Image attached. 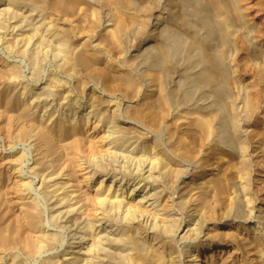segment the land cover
Segmentation results:
<instances>
[{"label": "rangeland", "instance_id": "obj_1", "mask_svg": "<svg viewBox=\"0 0 264 264\" xmlns=\"http://www.w3.org/2000/svg\"><path fill=\"white\" fill-rule=\"evenodd\" d=\"M29 1L0 0V156L8 158L0 164V236L9 238L0 237V264H139L138 239L146 253L168 248L169 259L145 264H218L229 255V264H264V0ZM71 123L84 130L85 183L67 168L59 173L69 152L60 132ZM126 139L132 145L118 151L110 144ZM53 184L65 187L50 197ZM107 186L130 208L101 205ZM21 200L52 234L49 244L29 250L11 239V224L24 225ZM211 240L221 251L203 253Z\"/></svg>", "mask_w": 264, "mask_h": 264}, {"label": "bare ground", "instance_id": "obj_2", "mask_svg": "<svg viewBox=\"0 0 264 264\" xmlns=\"http://www.w3.org/2000/svg\"><path fill=\"white\" fill-rule=\"evenodd\" d=\"M40 1V0H39ZM65 1V0H64ZM68 1V0H67ZM73 1V0H72ZM122 1V0H121ZM28 2H30L29 0H28ZM34 2H36V1H34ZM44 2V1H43ZM42 2V3H43ZM112 2V1H111ZM113 2H114V0H113ZM125 2V1H124ZM41 3V2H40ZM70 3H72V2H70ZM118 3V2H117ZM123 3V2H122ZM126 3V2H125ZM237 4V3H236ZM114 5H115V3H114ZM41 6V5H40ZM113 6V5H112ZM14 7V6H13ZM12 7V8H13ZM16 7V6H15ZM21 8V7H20ZM28 9V8H27ZM38 9V8H37ZM28 11V10H27ZM26 11V12H27ZM18 12V11H17ZM30 12H32V11H30ZM17 16V15H16ZM118 17V16H117ZM120 17V16H119ZM118 17V18H119ZM117 18V19H118ZM238 18V17H237ZM23 19V18H22ZM22 19L20 20V21H22ZM121 19V18H120ZM33 20V19H32ZM119 20V19H118ZM117 20V21H118ZM229 20V19H228ZM9 21V20H8ZM41 21V20H40ZM39 21V22H40ZM120 21V20H119ZM118 21V22H119ZM19 22V21H18ZM116 22V21H115ZM117 22V24H118V27H120L121 25L120 24H122V23H118ZM226 22V21H225ZM16 23V22H15ZM21 23V22H20ZM37 23H38V21H37ZM44 23V22H43ZM46 23V22H45ZM54 23V22H53ZM52 23V24H53ZM124 23V22H123ZM227 23V22H226ZM241 23V22H240ZM32 24V23H31ZM117 24H115V27H116V25ZM243 24V23H242ZM30 25V24H29ZM125 25V24H124ZM45 27H47V24L46 25H44ZM123 26V25H122ZM36 27H38L37 25H36ZM44 27V28H45ZM14 28V27H13ZM21 28V27H20ZM26 28V27H25ZM34 28H35V23H34ZM48 28H49V26H48ZM37 29V28H36ZM41 29V28H40ZM121 29H123V28H121ZM33 30V29H32ZM31 30V31H32ZM48 30V29H47ZM34 31V30H33ZM32 31V32H33ZM42 31V30H41ZM39 32V31H38ZM43 32H46L45 30L43 31ZM51 32V31H50ZM119 32V31H118ZM15 33V32H14ZM25 33V32H24ZM40 33V32H39ZM49 33V32H48ZM53 34V33H52ZM55 34V33H54ZM53 34V35H54ZM225 34V33H224ZM230 34V33H229ZM15 35V34H14ZM22 35V34H21ZM40 35V34H39ZM47 35V34H46ZM27 36V35H26ZM41 36H43V35H41ZM59 36V35H58ZM241 36V35H240ZM20 37V36H19ZM44 37V36H43ZM46 37V36H45ZM51 37H52V35H51ZM54 37V36H53ZM61 37V36H60ZM251 37V36H250ZM48 38V37H47ZM46 38V40L48 41V39ZM50 38V37H49ZM244 38V37H243ZM22 39H23V36H22ZM41 39V38H40ZM227 39V38H226ZM24 40V39H23ZM26 40H28V39H26ZM38 40V39H37ZM21 41V40H20ZM25 41V40H24ZM63 41V39H62V37L59 39V41H57V42H59V43H62V45H63V43L64 42H62ZM243 41V40H242ZM27 42V41H26ZM25 42V43H26ZM38 42H39V40H38ZM241 42V41H240ZM24 43V44H25ZM64 44H66V43H64ZM26 45V44H25ZM55 45V44H54ZM244 45H246V42H245V44ZM223 46V45H222ZM247 46V45H246ZM9 47V46H8ZM23 47V46H22ZM26 47V46H25ZM38 48H39V46H38ZM247 48V47H246ZM23 49V48H22ZM247 49H249V48H247ZM24 50V49H23ZM58 50V49H57ZM224 50V49H223ZM248 51V50H247ZM39 53V52H38ZM63 53V52H62ZM264 54V53H263ZM32 55V54H31ZM223 55H225V54H223ZM33 57V56H32ZM31 57V58H32ZM34 58V57H33ZM40 60V59H39ZM71 60V59H70ZM221 60V59H220ZM222 61V60H221ZM227 61V60H226ZM261 61V60H260ZM33 62V61H32ZM263 62V61H262ZM261 62V63H262ZM35 63V62H34ZM225 64V63H224ZM68 65V64H67ZM226 65V64H225ZM223 67V66H222ZM16 71V70H15ZM227 72V71H226ZM230 72V71H229ZM228 72V73H229ZM154 76V75H153ZM157 76H159V75H157ZM228 76V75H227ZM155 77V76H154ZM153 77V79H154V81L155 82H158L159 81V79L157 78V77H155L154 78ZM160 77V76H159ZM229 78V77H228ZM55 79V78H54ZM227 79V78H226ZM59 81V80H58ZM228 81V80H227ZM60 82V81H59ZM226 82V81H225ZM231 82V81H230ZM160 83H161V81H160ZM154 84V83H153ZM159 84V83H158ZM47 85V84H46ZM22 86H23V84H22ZM49 86V85H48ZM57 86V85H56ZM227 86V85H226ZM42 88H44V87H42ZM58 88V87H57ZM1 89H2V87H1ZM44 91V90H43ZM42 91V92H43ZM227 92V91H226ZM2 93H5V92H2ZM26 93V92H25ZM38 93V92H37ZM36 93V94H37ZM19 94V93H18ZM47 94V93H46ZM175 94V93H174ZM2 95V94H1ZM0 95V97H2ZM39 95V94H38ZM37 95V96H38ZM42 95V98H44L43 96H44V94H41ZM4 96V95H3ZM35 97H37L36 95H34ZM48 96V95H47ZM46 96V97H47ZM5 98V99H4ZM4 98H2V99H4V100H8V102L10 101V99H7L8 98V96H7V98H6V96L4 97ZM32 98V97H31ZM34 98V97H33ZM37 98H39V97H37ZM37 98H36V100H37ZM40 98H41V96H40ZM39 98V99H40ZM61 98V97H60ZM163 99H165V98H163ZM47 100V99H46ZM253 101V100H252ZM39 102V101H38ZM7 103V102H6ZM42 103H43V101H42ZM102 103V102H101ZM5 104V103H4ZM59 104V103H58ZM8 105V104H7ZM16 105V104H15ZM35 105H36V103H35ZM57 105V104H56ZM5 106L6 105H4V108H5ZM163 106V105H162ZM15 107V106H14ZM46 107V106H45ZM44 108V107H43ZM54 108V107H53ZM2 110H3V108H2ZM6 110V109H5ZM20 110V109H19ZM42 110V109H41ZM151 110V109H150ZM49 111V110H48ZM54 111V110H53ZM17 112H18V110H17ZM138 112V111H137ZM151 112V111H150ZM19 113V112H18ZM23 113H26V112H23ZM66 113V112H65ZM8 114V113H7ZM20 114V113H19ZM39 114V113H38ZM133 114V113H132ZM18 117L20 116V115H18V114H16ZM52 115V114H51ZM26 116V115H25ZM24 116V117H25ZM99 116V115H98ZM6 117V116H5ZM22 117V116H21ZM100 117V116H99ZM206 117V116H205ZM208 117V116H207ZM206 117V118H207ZM13 118V117H12ZM68 118V117H67ZM211 118H213V117H211ZM22 119V118H21ZM48 119V118H47ZM62 119H63V117H62ZM72 119V118H71ZM71 119H69L70 121H71ZM80 119V118H79ZM203 119V118H202ZM205 119V118H204ZM236 119V118H235ZM238 119V118H237ZM39 120V119H38ZM81 120V119H80ZM39 122V121H38ZM102 122V121H101ZM207 122V121H206ZM30 123V122H29ZM99 123V122H98ZM98 123L96 124V125H98ZM208 123V122H207ZM73 123H71V125H72ZM92 124V123H91ZM65 125V124H64ZM93 125V124H92ZM109 125V124H108ZM210 125V124H209ZM57 126V125H56ZM68 126H70V125H68ZM83 126V125H82ZM38 127V126H37ZM60 127V126H59ZM94 127H97V126H93L92 127V129L94 130V129H96V128H94ZM107 127V126H106ZM106 127H105V129H106ZM210 127V126H209ZM83 128V127H82ZM98 128V127H97ZM100 128V127H99ZM7 129H8V127H7ZM36 129V128H35ZM46 129V128H45ZM56 128H55V126H54V129L53 130H55ZM60 129H61V127H60ZM81 128H79L78 126H76V125H72L71 127H69V128H67V129H65V130H63L62 132H60V136L61 137H63V140H64V142H66L64 145L66 146V148L68 149V154L66 155L64 152V154H65V158L66 159H64L63 157H61V160H64V161H62V162H65L64 164H60V167H59V173L60 174H64V173H68V172H64V173H62V171H64V169L65 168H67L68 170H69V173L70 174H72L77 180L79 179L81 182L80 183H85L86 181L88 182V180H89V175H88V172L86 171V167H84L81 163H80V160H81V158H80V154H81V149H82V147H81V144H82V142L80 141V139H81V135H82V133H84V132H82V131H84V130H80ZM84 129V128H83ZM120 129H121V127H120ZM203 129V128H202ZM207 129H208V127H207ZM10 130V129H9ZM57 130V129H56ZM98 130V129H97ZM109 130V129H108ZM122 130V129H121ZM60 131V130H59ZM126 131H127V129H126ZM13 132V131H12ZM94 132H95V130H94ZM123 132V131H122ZM59 132H57V134H58ZM113 133V132H112ZM121 133V132H120ZM125 133V132H124ZM92 134V133H91ZM97 134V133H96ZM104 135V134H103ZM120 135V134H119ZM139 135V134H138ZM209 135V134H208ZM33 136V135H32ZM88 136V135H87ZM86 136V137H87ZM97 136V135H96ZM60 137V138H61ZM83 137V136H82ZM95 137V136H94ZM98 137V136H97ZM96 137V138H97ZM139 137V136H138ZM202 137V136H201ZM206 137V136H205ZM121 138V137H120ZM132 138V137H131ZM141 138V137H140ZM39 141H41V144H42V146L44 147L45 146V149L43 150V152H44V156H46V155H50V153H51V139H50V137L45 133V132H43L42 134H41V136L39 137ZM88 139V138H87ZM95 139V138H94ZM98 139V138H97ZM110 139V138H109ZM201 139V138H200ZM208 139V138H207ZM120 140V139H119ZM119 140H111V142H110V144H113L114 146V149L115 150H117V149H119V150H121V148L125 145H128V144H131L132 143V141H129V140H131V139H126V140H123V141H119ZM183 140V139H182ZM199 140V139H198ZM80 141V142H79ZM94 141V140H93ZM98 142L99 140H95V142ZM181 141V140H180ZM63 142V143H64ZM94 143V142H93ZM136 143V142H135ZM45 144V145H44ZM108 144V143H107ZM242 144V143H241ZM59 145V144H58ZM89 145V144H88ZM97 145V144H96ZM132 145V144H131ZM244 145V144H243ZM41 146V147H42ZM86 146V145H85ZM105 146H108V145H105ZM179 146V145H178ZM42 147V148H43ZM61 147V146H60ZM129 147H130V145H129ZM139 147V146H138ZM100 148V147H99ZM107 148V147H106ZM126 148V147H125ZM178 148V147H177ZM67 149H65V150H67ZM105 149V148H104ZM141 149V148H140ZM179 149V148H178ZM101 150H103V149H101ZM107 150V149H106ZM125 150V149H124ZM127 150V149H126ZM177 150V149H176ZM38 151V150H37ZM88 151V150H87ZM98 151V150H97ZM110 151V150H109ZM111 151H113V150H111ZM118 151V150H117ZM116 151V152H117ZM147 151V150H146ZM186 151V150H185ZM41 152V151H40ZM187 152V151H186ZM118 153V152H117ZM120 153V152H119ZM123 153V152H122ZM124 153H126V152H124ZM116 154V153H115ZM4 155V154H3ZM123 155H125V154H123ZM16 156H18V155H16ZM140 156V155H139ZM187 156V155H186ZM15 157V156H14ZM41 157V156H40ZM43 157V156H42ZM140 157H142V156H140ZM44 158V157H43ZM42 158V159H43ZM59 158V157H58ZM128 158V157H127ZM131 158V157H130ZM150 158V157H149ZM10 159V158H9ZM13 159V158H12ZM18 159V158H17ZM46 159V158H45ZM119 159V158H118ZM7 160H8V158H7ZM6 159H4V156H0V164H7L8 163V161H7ZM14 161V160H13ZM47 161V160H46ZM45 161V162H46ZM86 161V160H85ZM11 161H9V163H10ZM34 164H36V163H34ZM84 164V163H83ZM91 164V163H90ZM8 165V164H7ZM24 165V164H23ZM93 165V164H92ZM4 167V166H3ZM2 168V167H1ZM5 168H6V166H5ZM95 168V167H94ZM8 169V168H7ZM47 169H48V167H47ZM3 170V169H2ZM2 170H0V171H2ZM102 170V169H101ZM46 171V170H45ZM227 172V171H226ZM3 173H4V171H3ZM53 173V172H52ZM238 173V172H237ZM90 174V173H89ZM222 174V173H221ZM234 174V173H233ZM232 174V175H233ZM5 175H6V172H5ZM49 175V174H48ZM56 175H57V173H56ZM66 174H64V176H65ZM131 175V174H130ZM106 176V175H105ZM128 176V175H127ZM220 176V175H219ZM218 176V177H219ZM48 177V176H47ZM111 177V176H110ZM217 177V178H218ZM222 177V176H221ZM123 178V177H122ZM215 179V178H214ZM9 180V179H8ZM79 180H78V182H79ZM104 180V177L102 178V181ZM216 180V179H215ZM224 180V179H223ZM101 181V180H100ZM225 181V180H224ZM50 182V181H49ZM5 183H7V182H5ZM15 183H17V182H15ZM20 183V182H19ZM18 183V184H19ZM66 183V185H67V181L65 182ZM111 183V182H110ZM223 182H221V180L218 178L217 179V184H222ZM13 184H14V181H13ZM25 184V183H24ZM100 184V183H99ZM4 185V184H3ZM10 185H12V183L10 184ZM14 185H17V184H14ZM56 184H53V186H55ZM62 185V184H61ZM226 185V184H225ZM52 186V187H53ZM64 187H65V185H63ZM63 186H60L61 188L63 187ZM121 186V185H120ZM222 186V185H221ZM56 187H57V185H56ZM53 188V190H51V192H48V195L50 196V197H54V193H57L56 191L57 190H59V189H61V188H59V187H57V188ZM225 187V186H224ZM223 187V188H224ZM11 188V187H10ZM27 188V187H26ZM49 188H51V186H49ZM49 188H47V189H49ZM59 188V189H58ZM79 188V187H78ZM105 188H107V189H103L101 192H99V194L100 195H97L98 197L99 196H101V195H103V196H101L100 198H99V201L101 202L100 204L101 205H103V206H105V205H107V204H109V203H114V202H118L119 203V205H123V206H126L127 207V209H129L130 208V204H128L127 202H125L124 200H123V197H121V199H119L118 197H120L118 194H117V196H115V194L118 192V190H112V187L111 186H107V187H105ZM198 188H200V187H198ZM222 189V188H221ZM3 190H4V188H3ZM8 190V189H7ZM11 190V189H10ZM15 190V189H14ZM14 190H12V191H14ZM83 190V189H82ZM11 191V192H12ZM21 191V190H20ZM94 191V190H93ZM130 191H132V190H130ZM155 191V190H154ZM187 191V190H186ZM221 191V190H220ZM225 191V190H224ZM14 192H17L18 193V191H14ZM13 192V194H16V193H14ZM22 192V191H21ZM114 192H115V194H114ZM153 192V191H152ZM4 193V192H3ZM85 193V192H84ZM154 193V192H153ZM157 193V192H156ZM201 193V192H200ZM202 193H203V191H202ZM8 194V193H7ZM6 194V195H7ZM23 194V193H22ZM114 194V195H113ZM149 194V193H148ZM185 194V193H184ZM186 194H188V193H186ZM185 194V195H186ZM205 194V193H204ZM11 195V194H10ZM47 195V194H46ZM67 195V194H66ZM74 195V194H73ZM72 195V196H73ZM109 195H111V196H114L113 197V200H111L110 198H108V196ZM121 195V194H120ZM159 195V194H158ZM157 195V196H158ZM166 194L165 193H163V198H162V203H164L165 205L166 204H168V202H170L169 200V197H167L166 198V196H165ZM195 195V194H194ZM8 196V195H7ZM27 196V195H26ZM151 196H156L155 194H153V195H151ZM187 196V195H186ZM208 197L207 196V194L206 195H204L203 197H200V203H201V206H203L204 204H205V202L207 201V199H206V197ZM217 196V195H216ZM1 197V196H0ZM3 198L5 197V195L4 196H2ZM11 197V196H10ZM67 197V196H66ZM87 201H89L90 202V197H91V194H89V193H86V194H84V196H83ZM93 197H94V195H93ZM96 197V196H95ZM98 197H96V198H98ZM190 197V196H189ZM9 198V197H8ZM13 198V197H12ZM15 198V197H14ZM95 198V199H96ZM6 198H4L3 200H5ZM17 199H18V197H17ZM20 199V198H19ZM18 199V200H19ZM26 199V198H25ZM84 199V200H85ZM119 199V200H118ZM138 199V198H137ZM157 199V198H156ZM187 199V198H186ZM195 199V198H194ZM196 199H199L198 197L196 198ZM209 199H210V197H209ZM219 199V198H218ZM9 200V199H8ZM10 200H11V198H10ZM16 200V199H15ZM27 200V199H26ZM29 200V199H28ZM50 200V199H49ZM65 200V199H64ZM73 200V199H72ZM83 200V201H84ZM129 200V199H128ZM6 201V200H5ZM22 202H24L23 200H21ZM60 201H63L62 199L61 200H59V201H56V203L55 204H53V205H58L59 206V208H57L56 209V219L58 218V216H60V204H62V202H60ZM70 201V200H69ZM188 201H189V199H188ZM198 201V200H197ZM9 202H11V201H9ZM49 202V201H48ZM65 202V201H64ZM68 202V201H67ZM85 202V201H84ZM141 202V201H140ZM8 204V202H5V204ZM13 203H15V201L13 202ZM24 203H26L27 204V202H24ZM31 203V202H30ZM99 203V202H98ZM142 203V202H141ZM161 203V202H160ZM198 203V202H197ZM217 203V202H216ZM10 204V203H9ZM203 204V205H202ZM24 205V204H23ZM52 205V206H53ZM129 205V206H128ZM172 205V204H171ZM214 205V204H213ZM218 205V204H217ZM223 205V204H222ZM8 206V205H7ZM25 206V205H24ZM36 206V205H35ZM74 206V205H73ZM134 206H135V204H134ZM138 206V205H137ZM186 206V205H185ZM9 207V206H8ZM7 207V208H8ZM13 207H15V206H13ZM23 207V206H22ZM56 206H54V208H55ZM71 207V206H70ZM165 207V206H164ZM199 207V206H198ZM207 207V206H206ZM117 208V207H116ZM144 208H146V207H144ZM150 208V207H149ZM10 209V208H9ZM67 209V208H66ZM72 209H73V207H72ZM100 209V208H99ZM111 210H112V208H110ZM126 209V208H125ZM132 209H134V210H137V211H139V206L138 207H132ZM165 209V208H164ZM207 209V208H206ZM17 210H19V209H17ZM23 210V209H22ZM145 211H146V209H144ZM150 210V209H149ZM149 210L147 209V211L149 212ZM153 210V209H152ZM161 210V209H160ZM211 210V209H210ZM13 211V210H12ZM14 211H15V209H14ZM34 211H36L35 209L33 210L32 209V204L31 205H29V201H28V204L26 205V207L24 208V211H22L23 213H24V216H23V220H24V225H19L16 221V223L15 224H11V226H10V231L9 232H11V234H10V236H11V239H14V240H17L19 243L18 244H20L23 248H25V249H29V250H33V249H37V247H40V245H42V244H49L50 243V240L52 239V234L50 233V234H44V232H42L40 229H39V227H38V225H37V221H39V220H36V213L34 212ZM63 211V210H62ZM66 211V210H65ZM88 212H86L85 214L87 215L86 216V218H87V220H95L96 219V216H95V214L93 213V211H92V209H89V207H88V210H87ZM96 211V210H95ZM136 211V212H137ZM151 211V210H150ZM159 211V210H158ZM18 212V211H17ZM85 212V211H84ZM97 212H99V211H97ZM109 212V211H108ZM127 212H128V210H127ZM130 212H131V210H130ZM169 212H170V210H169ZM200 212H202V211H200ZM206 212H209V211H206ZM14 213V212H13ZM15 213H16V211H15ZM21 213V212H20ZM67 213V212H66ZM65 213V214H66ZM72 213V212H71ZM135 213V212H134ZM153 214H154V216L155 217H157V218H159L160 216H159V214L155 211V212H152ZM17 214H19V213H16V215ZM54 214V213H53ZM53 214H52V216H53ZM102 214V213H101ZM100 214V215H101ZM124 214H125V212H124ZM143 214H144V212H143ZM202 214H203V212H202ZM23 215V214H22ZM62 215H64V214H62ZM61 215V216H62ZM98 215V214H97ZM138 215V214H137ZM259 215V214H258ZM12 216V215H11ZM15 216V215H14ZM131 216H133V215H131ZM207 216H211V214L209 213V214H207ZM10 217V216H9ZM20 217H22V216H20ZM54 217V216H53ZM63 217V216H62ZM67 217V216H66ZM80 217V216H79ZM110 217V216H109ZM173 217V216H172ZM15 218H19V216L18 217H14V220H15ZM38 218V217H37ZM78 218V217H77ZM22 219V218H21ZM21 219H19L18 221L19 222H21L20 220ZM50 219V218H49ZM99 218H97V220H98ZM259 219H261V218H259ZM17 220V219H16ZM76 220V219H75ZM158 220H160V219H158ZM167 220V216L166 217H163V218H161V220L160 221H162V224H164V226H166L165 225V223L167 224V227H168V223L167 222H165ZM200 220V219H199ZM251 220V219H250ZM9 221V220H8ZM50 221V220H49ZM56 221V220H55ZM62 221V220H61ZM163 221L165 222V223H163ZM7 222V221H6ZM10 222V221H9ZM198 222V221H197ZM258 222V221H257ZM138 223V222H137ZM202 223V222H201ZM4 224H6V226H7V223H4ZM10 224V223H9ZM23 224V223H22ZM55 224V223H54ZM87 224L88 225H90L88 222H87ZM87 224H86V226H87ZM116 224V223H115ZM118 225V224H117ZM141 225V224H140ZM172 225V224H171ZM205 225V224H204ZM9 226V225H8ZM109 226V225H108ZM138 226V225H137ZM155 226V225H154ZM174 226V225H173ZM92 227H93V225H92ZM110 227V226H109ZM131 227V226H130ZM163 227V226H162ZM166 227V228H167ZM201 227V226H200ZM87 228H89V227H87ZM103 228V227H102ZM138 228V227H137ZM153 228V227H152ZM248 228V227H247ZM9 229V228H8ZM90 229V228H89ZM164 229V228H163ZM162 229V230H163ZM215 229V228H214ZM97 230V229H96ZM95 230V231H96ZM105 230V229H104ZM138 230V229H137ZM152 230V229H151ZM168 230V229H167ZM256 230V229H255ZM88 231V230H87ZM94 231V232H95ZM127 231H129V230H127ZM134 231V230H133ZM132 231V232H133ZM169 231V230H168ZM220 231V230H219ZM254 231V230H253ZM105 232V231H104ZM103 232V233H104ZM116 232V231H115ZM213 232V231H212ZM215 232V231H214ZM222 232V231H221ZM242 232V231H241ZM256 232V231H255ZM89 233V232H88ZM219 233V232H218ZM228 233V232H227ZM234 233V232H233ZM91 234V233H90ZM99 234V233H98ZM98 234H97V236H98ZM100 234H102L101 232H100ZM133 234V233H132ZM168 234V233H167ZM223 234V233H222ZM229 234V233H228ZM240 234V233H239ZM104 235V234H103ZM234 235V234H233ZM241 235V234H240ZM92 236V235H91ZM95 236V235H94ZM101 236V235H100ZM124 236V235H123ZM136 236V235H135ZM214 236V235H213ZM228 236V235H227ZM231 236V235H230ZM237 236V235H236ZM1 241L3 242H5V240H9V238L7 237V235H4L3 233H1ZM93 237V236H92ZM92 237H90V238H92ZM104 237V236H103ZM105 237H107V236H105ZM113 237V236H112ZM116 237V236H115ZM125 237V236H124ZM127 237V236H126ZM170 237V236H169ZM221 237V236H220ZM224 237V236H223ZM226 237V236H225ZM224 237V238H225ZM232 237V236H231ZM129 238V237H128ZM237 238V237H236ZM239 238V237H238ZM244 238V237H243ZM246 238V237H245ZM93 239V238H92ZM91 239V240H92ZM122 239V238H121ZM121 239H120V241H121ZM241 239V238H240ZM252 239V238H251ZM104 240L106 241L107 240V244H108V239L106 238H104ZM124 240V239H123ZM165 240V239H164ZM253 240V239H252ZM102 241V238L100 237V242ZM217 241V240H216ZM229 241V240H228ZM258 241V240H257ZM7 242V241H6ZM90 242H92V241H90ZM119 242V241H118ZM117 242V243H118ZM122 242V241H121ZM123 242H126V241H123ZM122 242V243H123ZM128 242V241H127ZM148 242V241H147ZM8 243H10V242H8ZM13 243V242H12ZM93 243V242H92ZM95 243V242H94ZM129 243V242H128ZM127 243V244H128ZM215 243H217V244H219V246H214L213 244H215ZM246 243V242H245ZM257 243V242H256ZM255 243V244H256ZM99 244V243H98ZM144 243L142 242L141 243V240H140V242H139V239H138V243H137V245H135L134 247L136 248L137 247V251H138V253H139V256H138V258H136V260L138 261V259H139V261H140V263H142V264H145L146 263V261L149 259V257H150V259L151 260H154L155 262L157 261V262H160V263H162L163 261H165V259L166 258H168L167 257V255H168V252H166L167 250H168V248L167 247H162L163 249H158V248H156V247H154V246H149V247H151V249H150V253H146V250H145V247H144V245H143ZM251 244H253V243H251ZM15 245V244H14ZM94 245H96V244H94ZM110 245V244H109ZM222 245L223 244H221L220 242L218 243V242H215V241H213V240H211V241H209L208 242V244L207 245H205L204 246V248L201 250L203 253L204 252H211V251H213L215 248V250L216 251H214V253L215 252H220L221 250H219V248L220 247H222ZM248 245V244H247ZM16 246V245H15ZM91 246V245H90ZM2 247V246H1ZM148 247V246H147ZM247 247H249V246H247ZM254 247V246H253ZM7 248H9V246L7 247ZM88 248V247H87ZM91 248V247H90ZM102 248H103V246H102ZM166 248H167V250H166ZM252 248V247H251ZM259 248V247H258ZM147 249V248H146ZM228 249V248H227ZM94 250H97V249H94ZM120 250V249H119ZM170 250V249H169ZM24 251V250H23ZM91 251V249H87V251H86V253H87V255H89V252ZM257 251V250H256ZM108 252V251H107ZM125 252V251H124ZM148 252V251H147ZM173 252V251H172ZM199 252V251H198ZM231 252V251H230ZM234 252V251H233ZM85 253V254H86ZM112 253V252H111ZM136 253V252H135ZM84 254V255H85ZM227 254H230V253H227ZM136 255V254H135ZM208 255V254H207ZM217 255V254H216ZM220 255V254H219ZM262 255V254H261ZM116 256V255H115ZM130 256V255H129ZM212 256V255H211ZM133 257V256H132ZM137 257V256H136ZM225 257V256H224ZM224 257H222V258H224ZM112 258V257H111ZM172 258V257H171ZM230 258H231V255H229L228 257L226 256V258H224L222 261H220V262H218V264H229L230 263ZM255 258V257H254ZM169 259V258H168ZM167 259V260H168ZM195 259L197 260V261H199V259H198V255H195ZM115 260V259H114ZM114 260H112L113 262H114ZM128 260V259H127ZM146 260V261H145ZM202 260V259H201ZM249 260V259H248ZM257 260H258V258H257ZM54 261H56V260H54ZM53 261V262H54ZM138 261V262H139ZM264 261V260H263ZM239 262V261H238ZM237 262V263H238ZM55 263V262H54ZM128 263V262H127ZM139 263V264H140ZM159 263V264H160ZM176 264V262H171V264ZM243 264L242 263V261L241 262H239L238 264ZM157 264V263H156ZM202 264V263H201Z\"/></svg>", "mask_w": 264, "mask_h": 264}]
</instances>
